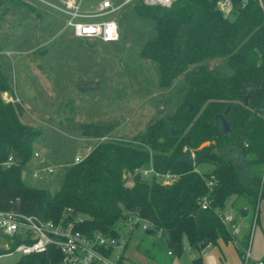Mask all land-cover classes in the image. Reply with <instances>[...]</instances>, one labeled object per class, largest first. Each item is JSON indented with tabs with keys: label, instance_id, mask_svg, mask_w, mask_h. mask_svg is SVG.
I'll return each instance as SVG.
<instances>
[{
	"label": "trees",
	"instance_id": "obj_1",
	"mask_svg": "<svg viewBox=\"0 0 264 264\" xmlns=\"http://www.w3.org/2000/svg\"><path fill=\"white\" fill-rule=\"evenodd\" d=\"M216 1L173 0L169 7L135 1L134 13L153 26L140 56L157 64L162 87L190 67L193 75L186 95L171 119L148 125L143 145L112 139L99 142L80 161L64 168L53 192L23 180L37 131L21 120V103L2 96L6 91L13 93L0 70V209L54 220L68 212L81 218L76 228L88 235L100 232L115 237L120 222L138 216L151 223L150 233L162 231L176 255L182 252V238L199 252L216 246L218 240L234 239L244 259L243 250L250 245L254 222L258 223L256 206L264 198L262 177L252 171L253 165L264 163V85H260L264 81V0H232L230 16L216 8ZM2 6L33 11L24 0H0ZM183 25L187 30L180 35ZM212 60L217 63L210 69ZM246 83L254 87L245 88ZM220 115L230 132L223 131ZM203 141L210 143L198 149ZM186 152L191 160H179ZM10 155L13 163L1 165ZM200 162L213 166L199 173L194 168ZM150 165L177 178L164 184L136 171ZM239 165H245L246 173ZM125 173L133 174L131 185H126ZM210 177L214 178L211 187L206 184ZM204 196L210 199L206 208L200 206ZM240 196L255 208L254 220L241 239L220 219L229 198ZM242 209L245 213L246 208ZM6 252L0 245V255ZM123 258L122 254L121 262ZM59 259L55 250L48 249L19 255L6 264H56ZM191 264H204L203 255L192 258Z\"/></svg>",
	"mask_w": 264,
	"mask_h": 264
},
{
	"label": "rangeland",
	"instance_id": "obj_2",
	"mask_svg": "<svg viewBox=\"0 0 264 264\" xmlns=\"http://www.w3.org/2000/svg\"><path fill=\"white\" fill-rule=\"evenodd\" d=\"M24 1L33 11L22 7H0V70L7 77L13 93L11 96L6 91L2 96L19 102L13 92L19 85L26 95L32 92V84L25 78L23 83H15L14 62L30 65L58 88L57 107L46 122H42L44 108L37 112L24 109L20 114L21 120L37 131L32 142V156L22 171L23 180L53 192L59 186L64 168L80 161L99 142L112 139L143 145L142 138L148 125L158 119L173 117L186 95L193 73L189 67L169 85L158 84L157 64L139 54L153 34V26L134 13L135 1L124 4L114 15L119 26V39L114 42L75 37L64 26V16L52 6L59 4L57 0ZM81 1L82 7H89L98 0ZM216 63V60L210 61L208 68ZM92 82H96L93 87L82 88ZM37 96L40 98V93ZM23 103L27 105L25 101ZM40 158L44 160L40 162ZM212 166L200 162L194 170L203 173ZM149 167H140L136 171L142 176V170ZM238 167L246 173L245 165ZM35 170H40L37 178L32 177ZM252 171L262 177L264 189V163L253 165ZM132 175H123L126 185H131ZM242 180L245 181L243 175ZM242 207L246 208L245 215H241ZM256 207H260L259 218L263 221L264 198ZM254 209L245 196L229 198L225 212L233 215L236 222L243 218V225L235 234L239 239L246 232L248 223L254 220ZM254 223L252 232L258 227V223ZM117 231L121 240L127 239L126 223L120 222ZM129 239L123 264H191L197 252L188 247L186 238H182L180 255H168L170 249L165 243V235L157 230L146 233L138 227ZM0 245L9 251L12 248L1 233ZM236 254L242 264L245 259L241 258L237 248ZM18 256V253L0 256V264L13 262ZM251 262L249 259V264Z\"/></svg>",
	"mask_w": 264,
	"mask_h": 264
},
{
	"label": "built area",
	"instance_id": "obj_3",
	"mask_svg": "<svg viewBox=\"0 0 264 264\" xmlns=\"http://www.w3.org/2000/svg\"><path fill=\"white\" fill-rule=\"evenodd\" d=\"M59 4L52 6L65 18L64 26L77 38L98 39L103 42H114L119 39V26L114 15L121 7L132 1H140L149 6L169 7L173 0H98L95 4L81 6V0H57ZM244 4V1L242 2ZM216 8L225 16L234 11L232 0H217ZM113 15V16H112ZM37 155V153H35ZM41 161H43L41 159ZM13 163L12 156H8L1 165L8 167ZM50 169V168H49ZM201 173L200 171H198ZM40 170L32 173L33 178L39 176ZM142 177H154L161 183H170L177 178L171 172L160 173L153 167L142 170ZM214 178L206 181L207 186L213 185ZM210 204L208 196L200 201V206L206 208ZM220 219L225 227L235 235L239 232V224L230 213H223ZM81 218L71 217L68 212L62 213L58 219L43 218L33 213H25L14 209H0V233L7 237L13 248L3 255L12 253L30 254L44 253L48 249L55 250L60 259L56 264H123L120 261L125 241L120 236H108L100 232L92 235L76 228V222ZM128 231L140 227L142 231L151 228V223L138 216H130L124 222ZM158 233H162L157 229ZM236 245V241H231ZM244 262L248 263L249 246L243 250ZM170 254L171 251L168 250ZM264 264V255L256 261Z\"/></svg>",
	"mask_w": 264,
	"mask_h": 264
},
{
	"label": "crops",
	"instance_id": "obj_4",
	"mask_svg": "<svg viewBox=\"0 0 264 264\" xmlns=\"http://www.w3.org/2000/svg\"><path fill=\"white\" fill-rule=\"evenodd\" d=\"M14 63H15L14 76L16 75L15 83L17 82L19 85V83H23V78H25V81L31 82L32 92H29L30 94L28 93V95H26L25 92L22 91V88L20 85L19 87L16 86L13 92L16 94V97L18 98L19 102L21 103L24 109L28 111L29 109H34L37 112L39 111L38 110L39 108H44L46 112L43 113L44 118L42 122H46L48 119L52 117V114L57 107L56 98L58 94L57 92L58 88L54 86L53 83L47 77L43 76L40 73L42 78L44 77L43 79H41L40 78L41 76L39 75L37 70L35 68L34 69L31 68L30 65L24 66L25 64L23 62H21L22 65H20V63L17 64L16 62ZM27 78H30V79L28 80ZM39 93L41 95L40 98L37 96L39 95ZM47 97H49L48 100L46 99ZM23 101H25L27 105H25ZM41 113L42 112H40V114ZM41 159L42 158H40V162H41ZM259 210H260V207L258 209V227L257 229H254V231L252 232L250 245H249V252H250L249 259L252 260L250 264H257L256 261H258L264 255V219L262 221L259 218ZM237 223L239 224V228H240L241 225H243L242 224L243 218L242 219L239 218V220H237ZM129 241L130 239H126L125 241V245L123 248L124 258H125L124 253H125V250L127 248V244L129 243ZM167 254L171 255L172 252L169 254L167 250ZM199 254L203 255L204 264H239V259L236 254V247L229 241L224 242L222 240H218L216 246H213V247L207 246L201 252L197 250L195 256ZM217 256L220 257V260H218ZM169 263H166V264H169Z\"/></svg>",
	"mask_w": 264,
	"mask_h": 264
},
{
	"label": "water",
	"instance_id": "obj_5",
	"mask_svg": "<svg viewBox=\"0 0 264 264\" xmlns=\"http://www.w3.org/2000/svg\"><path fill=\"white\" fill-rule=\"evenodd\" d=\"M186 30H187V26H186V25H183V26L181 27L180 31H179L180 35H184L185 32H186ZM95 84H96V82H92V83H89V84H87V85L82 86V88L93 87ZM260 85L263 86V85H264V81H262ZM248 87H254V84L246 83V84H245V88H248ZM247 97H248V94H246V95L244 96V99H243L244 103L247 102ZM220 119H221V122H222V129H223V131H224V132H230L229 125H228L227 121L225 120V118L223 117V115H220ZM209 143H210L209 141H203V142L198 146V149H201V148H203L204 146L209 145ZM184 159L191 160V157H188V152H186L183 156H181V157L179 158V160H184ZM241 215H244V212H243V211L241 212ZM145 232H146V233H150V230L148 229V230H146ZM167 246L169 247L170 244H167ZM41 261H42V258L39 259L38 262H41Z\"/></svg>",
	"mask_w": 264,
	"mask_h": 264
}]
</instances>
